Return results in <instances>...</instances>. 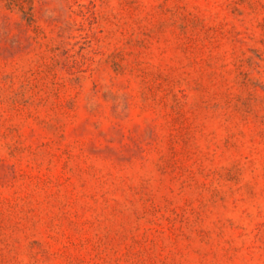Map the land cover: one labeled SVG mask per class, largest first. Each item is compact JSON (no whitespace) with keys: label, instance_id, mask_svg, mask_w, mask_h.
Wrapping results in <instances>:
<instances>
[{"label":"rangeland","instance_id":"rangeland-1","mask_svg":"<svg viewBox=\"0 0 264 264\" xmlns=\"http://www.w3.org/2000/svg\"><path fill=\"white\" fill-rule=\"evenodd\" d=\"M0 264H264V0H0Z\"/></svg>","mask_w":264,"mask_h":264}]
</instances>
